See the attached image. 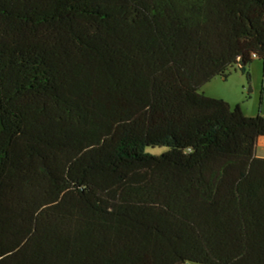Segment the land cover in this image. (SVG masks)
<instances>
[{"label": "trees", "instance_id": "trees-1", "mask_svg": "<svg viewBox=\"0 0 264 264\" xmlns=\"http://www.w3.org/2000/svg\"><path fill=\"white\" fill-rule=\"evenodd\" d=\"M253 60L264 0H0V264H264Z\"/></svg>", "mask_w": 264, "mask_h": 264}, {"label": "rangeland", "instance_id": "rangeland-1", "mask_svg": "<svg viewBox=\"0 0 264 264\" xmlns=\"http://www.w3.org/2000/svg\"><path fill=\"white\" fill-rule=\"evenodd\" d=\"M249 81L239 71L232 72L226 80L215 78L205 84L199 92L203 95L221 99L231 107L239 106L242 113L247 117H264V75L262 63L253 60L248 68ZM155 150V149H154ZM152 150V151H154ZM155 150V153H160ZM263 150L257 149V153Z\"/></svg>", "mask_w": 264, "mask_h": 264}, {"label": "crops", "instance_id": "crops-1", "mask_svg": "<svg viewBox=\"0 0 264 264\" xmlns=\"http://www.w3.org/2000/svg\"><path fill=\"white\" fill-rule=\"evenodd\" d=\"M260 148L261 150H263L262 153H257V149ZM255 156L257 158H262L264 159V137H259L257 139V143H256V147H255Z\"/></svg>", "mask_w": 264, "mask_h": 264}]
</instances>
